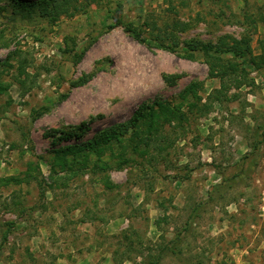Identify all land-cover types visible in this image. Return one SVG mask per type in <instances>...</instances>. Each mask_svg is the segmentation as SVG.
Masks as SVG:
<instances>
[{
	"label": "rangeland",
	"instance_id": "obj_1",
	"mask_svg": "<svg viewBox=\"0 0 264 264\" xmlns=\"http://www.w3.org/2000/svg\"><path fill=\"white\" fill-rule=\"evenodd\" d=\"M53 1L0 0V79L11 84L0 94V177H24L32 162L45 180V193L34 179L0 186V264H141L198 204L182 253L159 264H264V0H71L79 10L52 22L41 10ZM119 5L124 21L157 44L110 28ZM223 38L250 39L248 75H212L211 63L217 73L244 59L232 53L176 52L191 39ZM67 46L85 50L78 62ZM85 74L93 76L72 85ZM192 83L197 98L183 97ZM157 102L188 115L176 129L165 124L168 154L152 147L156 159L134 156L118 168L117 150H108L98 163L108 169L54 186L49 176L65 174L54 149Z\"/></svg>",
	"mask_w": 264,
	"mask_h": 264
},
{
	"label": "trees",
	"instance_id": "obj_2",
	"mask_svg": "<svg viewBox=\"0 0 264 264\" xmlns=\"http://www.w3.org/2000/svg\"><path fill=\"white\" fill-rule=\"evenodd\" d=\"M24 3L21 2V5ZM80 5H74L71 0H54L49 5L42 8L41 13L43 15L49 16V19L53 22L60 18L61 15L71 12V10H79ZM121 5L118 6L115 13L112 14V19L114 24L110 25V28L114 26L123 25L124 28L129 31L136 39L140 42H145L150 45L157 44L151 39H148L144 35V31L138 27H134L130 22H125L122 13ZM162 46V44H159ZM173 50V49H172ZM65 52L73 53L74 62H78L85 50L79 52L76 50V47L71 48L66 47ZM180 56L188 59H195L199 53L204 54L208 58L220 59V57L225 54H234L238 57H243L242 61H235L226 63L223 65L221 71H216V65L211 63V72L213 76H220L225 78L232 74L240 72L243 76L248 75V71L245 65L248 62V56L246 54L251 52L250 39H234L233 43L230 44L226 42L223 38L219 43H205L197 39H191L187 41V46L184 50V53L176 51ZM250 62V61H249ZM6 64H9V61H5ZM25 72V69H21V74ZM93 74H85L77 80L72 81L73 86H81L87 83ZM242 84V81L237 80V86L239 87ZM11 84L5 83L0 79V94L6 92ZM197 83H192L189 88L183 92V97H187L190 92L193 96H198L196 91ZM218 93L221 91L217 90ZM199 98V97H198ZM194 104L190 105L193 107ZM192 111V110H191ZM188 119L187 112H183L180 107H172L168 102H157L153 105H143L138 111L135 112L133 117L125 122L113 125L109 128H106L92 138L82 141L76 144H69L58 149H54L56 165L63 168L65 174H55L49 176V179L52 181L55 187H60L61 185L67 186L68 181L73 179L75 176H80L91 169L93 174H96L98 170L105 171L109 167L104 162L103 165H99V161L102 158V155L108 150L112 153L117 150V167L123 168L124 166L130 164L131 162H136L138 160L134 156L141 157L142 159L151 160L156 159L155 150L157 149L162 154L164 150H168L173 144L174 140L171 139L172 136L165 134V124L168 122L174 123V129L178 126H183ZM74 128H73V131ZM130 137L132 139V145L126 146L120 143V140ZM155 149H153V148ZM129 148V149H128ZM131 151V152H130ZM168 154V151H167ZM166 154V155H167ZM95 156L97 158L96 162L91 165V157ZM113 156H116L113 154ZM135 158V159H134ZM138 164V163H137ZM32 162L28 163L27 171L24 173L25 176L21 175H10L6 177H0V186H8L10 184H21L23 182H29L31 180H37L41 190L45 193L44 181L40 180L37 175L33 174V171L36 170L40 172V168H36ZM146 166V164H145ZM164 207V205H162ZM200 204L195 205L194 208L190 211L188 218L185 222L183 229L178 231L172 239L163 244H157L154 247H148V253L144 256L141 264H159L162 261V258L168 253L174 255H180L183 251L182 244L184 242L183 233L188 232L192 229L193 219L199 211ZM166 209V207H164ZM166 218V217H165ZM164 220V217L162 218ZM161 218L157 220V225L160 226ZM12 226V225H11ZM11 226L9 229L3 233V241L8 239L9 233L11 231ZM126 235V234H125ZM130 235V234H129ZM126 235L125 238L129 239L130 236ZM128 254V250L125 251V254ZM125 259H128L127 256ZM123 259L119 262L121 263Z\"/></svg>",
	"mask_w": 264,
	"mask_h": 264
}]
</instances>
